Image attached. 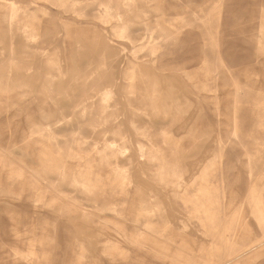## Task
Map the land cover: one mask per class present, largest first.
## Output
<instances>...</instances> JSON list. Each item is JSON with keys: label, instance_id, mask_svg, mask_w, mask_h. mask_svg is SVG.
<instances>
[{"label": "rangeland", "instance_id": "1", "mask_svg": "<svg viewBox=\"0 0 264 264\" xmlns=\"http://www.w3.org/2000/svg\"><path fill=\"white\" fill-rule=\"evenodd\" d=\"M263 8L0 0V264H264Z\"/></svg>", "mask_w": 264, "mask_h": 264}, {"label": "bare ground", "instance_id": "2", "mask_svg": "<svg viewBox=\"0 0 264 264\" xmlns=\"http://www.w3.org/2000/svg\"><path fill=\"white\" fill-rule=\"evenodd\" d=\"M32 1H33V0H32ZM263 11H264V8H263ZM262 13H263V12H262ZM262 13H260V14H262ZM260 14H259V15H260ZM3 15H4V14H1V13H0V16H3ZM263 15H264V14H262V16H263ZM215 47H217V45H215ZM220 168H221V167H220ZM221 169H222V168H221ZM221 174H222V173H221ZM221 178H222V177H221ZM221 180H222V179H221ZM93 183H94V182H93ZM222 183H223V182H222ZM223 192H224V191H223ZM223 194H224V193H223ZM250 239L252 240L251 236H250ZM244 242H245V241H244ZM249 244H251L250 241H248L247 243L245 242V247L248 246ZM224 264H229V262L226 261Z\"/></svg>", "mask_w": 264, "mask_h": 264}]
</instances>
